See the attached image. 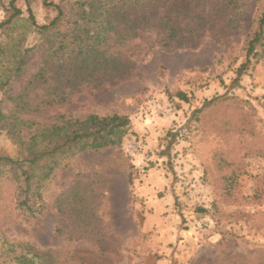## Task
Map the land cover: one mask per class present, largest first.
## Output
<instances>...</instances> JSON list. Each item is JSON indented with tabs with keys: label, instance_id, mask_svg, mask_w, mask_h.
<instances>
[{
	"label": "rangeland",
	"instance_id": "374dc122",
	"mask_svg": "<svg viewBox=\"0 0 264 264\" xmlns=\"http://www.w3.org/2000/svg\"><path fill=\"white\" fill-rule=\"evenodd\" d=\"M3 2L0 22L10 14ZM239 2L233 27L213 18L198 44H155L129 75L50 107L48 85L30 81L54 47L39 26L56 10L15 0L21 19L0 29L3 110L16 109L26 87L28 118L119 112L131 125L120 147L65 160L44 186L39 215L20 211L17 183L0 178V264L27 250L44 264H264V49L238 71L264 0ZM18 42L32 51L16 75ZM0 154L20 155L5 132Z\"/></svg>",
	"mask_w": 264,
	"mask_h": 264
},
{
	"label": "trees",
	"instance_id": "16d2710c",
	"mask_svg": "<svg viewBox=\"0 0 264 264\" xmlns=\"http://www.w3.org/2000/svg\"><path fill=\"white\" fill-rule=\"evenodd\" d=\"M45 1L47 6L54 7L56 15L39 26V31L52 40L54 47L43 52L42 66L30 84L48 85V97L42 104L50 107L68 104V99L84 86L97 88L108 80L129 75L133 58L155 44H198V35L213 18L224 17L223 27H233L241 8L239 0ZM0 5L5 6L3 0ZM8 5L5 8L10 14L0 22V29L22 17L15 0H10ZM32 18L31 14L29 19ZM188 18L194 20L188 21ZM252 30L246 37V62L239 67V74L248 68L251 56L262 54L264 12L258 27ZM14 47V70L19 75L32 50L22 49L21 43ZM8 81H1L0 88ZM26 90L25 87L18 95L16 109L9 112L3 110L0 100V133L5 132L20 152L19 156L0 154V178L9 184L17 183L18 208L24 214L36 216L45 210L44 186L61 164L78 155L120 147L129 132L131 119L119 112L81 116L60 113L51 120L28 118ZM176 96L189 100L182 91ZM11 264L44 262L39 253L27 250L16 255Z\"/></svg>",
	"mask_w": 264,
	"mask_h": 264
}]
</instances>
